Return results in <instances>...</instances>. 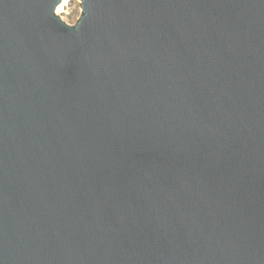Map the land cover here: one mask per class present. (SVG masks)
<instances>
[{
    "label": "water",
    "instance_id": "95a60500",
    "mask_svg": "<svg viewBox=\"0 0 264 264\" xmlns=\"http://www.w3.org/2000/svg\"><path fill=\"white\" fill-rule=\"evenodd\" d=\"M0 0V264H264V0Z\"/></svg>",
    "mask_w": 264,
    "mask_h": 264
},
{
    "label": "bare ground",
    "instance_id": "6f19581e",
    "mask_svg": "<svg viewBox=\"0 0 264 264\" xmlns=\"http://www.w3.org/2000/svg\"><path fill=\"white\" fill-rule=\"evenodd\" d=\"M81 0H62L55 9L56 15L67 24H73L81 12Z\"/></svg>",
    "mask_w": 264,
    "mask_h": 264
},
{
    "label": "built area",
    "instance_id": "2783aa9c",
    "mask_svg": "<svg viewBox=\"0 0 264 264\" xmlns=\"http://www.w3.org/2000/svg\"><path fill=\"white\" fill-rule=\"evenodd\" d=\"M81 3V2H80ZM81 13V12H80Z\"/></svg>",
    "mask_w": 264,
    "mask_h": 264
}]
</instances>
